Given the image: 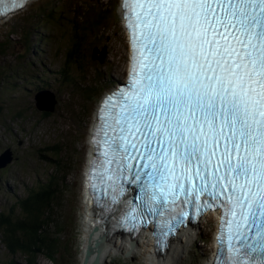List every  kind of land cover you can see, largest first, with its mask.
<instances>
[{"label":"snow or ice","instance_id":"obj_1","mask_svg":"<svg viewBox=\"0 0 264 264\" xmlns=\"http://www.w3.org/2000/svg\"><path fill=\"white\" fill-rule=\"evenodd\" d=\"M10 7L24 4L0 0ZM123 7L132 71L98 113L93 188L99 180L115 203L126 174L139 180L128 222L151 216L157 234L188 209H220L223 264H264V0Z\"/></svg>","mask_w":264,"mask_h":264},{"label":"rangeland","instance_id":"obj_2","mask_svg":"<svg viewBox=\"0 0 264 264\" xmlns=\"http://www.w3.org/2000/svg\"><path fill=\"white\" fill-rule=\"evenodd\" d=\"M49 1H33L16 17L0 21V102L5 107L0 117V155L7 149H11L14 155L13 162L0 169V210L13 204L17 196H23L26 187L37 186L49 178L54 167L41 153L51 156L54 146L67 145L64 155L70 164V174L59 213L68 225L64 227L61 238L64 245L66 241L71 244L67 255L58 264H79L82 201L85 200L82 169L87 160L88 131L101 95L122 78L128 45L121 23L119 0H95L111 10L109 24L112 29L102 39L91 43L101 44L97 54L104 59L98 63L89 60L85 68L87 87L76 86L77 75L66 66L69 35L74 33L71 27L67 28L66 21L76 26L72 14L74 7H71L65 23L54 27L35 17L38 16L35 9ZM112 5H116V9H112ZM64 79L67 81L63 82ZM43 87L53 91L57 97L51 116H46L36 106L35 95ZM90 90H94V94L88 96ZM18 112H22L20 117L16 116ZM215 227V219L210 217L200 222L194 230V243L182 264H206L213 249ZM12 259L16 264L27 262L23 255L13 257L8 254L0 240V264H10ZM38 264L53 262L40 256ZM104 264L149 263L145 259L138 260L134 255L118 253Z\"/></svg>","mask_w":264,"mask_h":264},{"label":"trees","instance_id":"obj_3","mask_svg":"<svg viewBox=\"0 0 264 264\" xmlns=\"http://www.w3.org/2000/svg\"><path fill=\"white\" fill-rule=\"evenodd\" d=\"M71 7H74L72 14L76 26L73 27L71 22L66 21L67 28L71 27L74 31L71 36L69 35L66 66L77 75L75 85L87 87L85 77L88 73L85 68L88 61L97 63L101 61L99 54H95L101 44L91 43L102 39L111 31L109 24L111 10L95 0H74L72 3L70 0H51L35 9L38 15L35 17L56 27L65 23ZM111 8L116 9V5H112ZM65 81L67 80L64 79L63 82ZM89 92L88 96L94 94V90ZM4 112V104L0 102V117ZM51 113L44 112L46 116H51ZM21 115L22 112L16 114L18 117ZM67 149V145L63 147L56 145L51 149L53 152L51 156L41 153L54 167L49 178L37 186L26 187L23 196L15 195L16 201L0 210V240L8 254L13 257L23 255L26 264H38L40 256H45L53 264H58L68 253L71 242L66 241L64 245L61 238L64 227L68 225L63 215L59 213L67 190V176L70 174V164L64 155ZM10 264H16L15 259H12Z\"/></svg>","mask_w":264,"mask_h":264},{"label":"bare ground","instance_id":"obj_4","mask_svg":"<svg viewBox=\"0 0 264 264\" xmlns=\"http://www.w3.org/2000/svg\"><path fill=\"white\" fill-rule=\"evenodd\" d=\"M88 144V141H87ZM88 151V152H87ZM87 160L90 159L89 155V144L87 149ZM86 166V165H85ZM83 208V220L81 221V239L82 245L80 246V253L78 255L79 264H83L85 260V249L86 247L91 248V253L88 255V262L90 263L97 256L99 258V264L106 263L111 256L118 253L125 254L126 251L130 250L131 255L136 256L138 260H147L149 264H182L186 252L192 243H194L195 229L200 222L210 217L214 219V215L209 213L203 218H200L193 226L189 225L187 228H183L179 233L173 235L168 247L163 254H154L153 240L145 235L138 236L137 238H130V235H121L119 233L109 234L105 236V240L95 245L96 241L103 238V233L100 232V228L92 223L90 203L89 200L85 199L82 201ZM217 223V218H215ZM102 234V235H101ZM145 253V254H144ZM216 250L213 248L210 254L209 260L206 264H214V256ZM186 259V258H185Z\"/></svg>","mask_w":264,"mask_h":264},{"label":"water","instance_id":"obj_5","mask_svg":"<svg viewBox=\"0 0 264 264\" xmlns=\"http://www.w3.org/2000/svg\"><path fill=\"white\" fill-rule=\"evenodd\" d=\"M97 51H95V54H97ZM97 58V56H94ZM100 60L103 61V56H99ZM103 97V96H102ZM36 106L39 110L44 112H54L55 107L57 104L56 95L53 91L50 89H41L39 90L36 95ZM14 160V155L11 149H7L3 154L0 155V169L6 168L9 164H11ZM105 240V236H103L102 239H99L96 241L95 245L97 246L99 243L103 242ZM91 253V248L86 247L85 249V260L83 264H99V258L96 256L94 260H92L90 263L88 262V255ZM126 256H131L130 250L126 251Z\"/></svg>","mask_w":264,"mask_h":264}]
</instances>
